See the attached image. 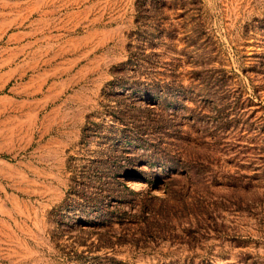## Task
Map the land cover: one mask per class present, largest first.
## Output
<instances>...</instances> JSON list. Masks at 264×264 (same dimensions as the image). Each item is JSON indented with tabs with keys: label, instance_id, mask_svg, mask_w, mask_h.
Instances as JSON below:
<instances>
[{
	"label": "rangeland",
	"instance_id": "1",
	"mask_svg": "<svg viewBox=\"0 0 264 264\" xmlns=\"http://www.w3.org/2000/svg\"><path fill=\"white\" fill-rule=\"evenodd\" d=\"M163 134L211 185L114 177ZM0 264H264V0H0Z\"/></svg>",
	"mask_w": 264,
	"mask_h": 264
},
{
	"label": "trees",
	"instance_id": "2",
	"mask_svg": "<svg viewBox=\"0 0 264 264\" xmlns=\"http://www.w3.org/2000/svg\"><path fill=\"white\" fill-rule=\"evenodd\" d=\"M200 27H203V24H199ZM175 37L174 36H166V38H161V41L157 43H153L152 41H148V46L151 48H154L156 46H164L166 48L169 47H174L176 44L174 43ZM203 45V44H202ZM181 51H185V48L181 49ZM158 62V60L154 61ZM149 64V63H148ZM150 64H154L153 62ZM156 74L158 75H166L165 72L161 71H156ZM170 79L169 81H161L160 79L157 80L158 84H161L162 86L165 87L167 83H172V84H178L182 85V79L180 78V73L170 74ZM155 97L162 98V94L159 95L156 91L152 93ZM164 103V102H163ZM162 136H167L166 134L163 135H155L154 138H150L149 140L151 141L152 145L150 146V152L143 154V157L141 158H136V161H133L130 166L123 168L121 167L120 169H117L115 171L114 177H127V176H133V175H143L145 174L144 170H138L135 166H141V165H147L148 168H152L153 166H157L158 168H163L166 173L164 174V178H168V185L167 187L173 188L175 186H180V182L183 181L184 177H188L191 181H197L200 184L207 186L206 184L212 183L213 177L215 175H212L210 171H208V167H205L204 165V160L206 156L204 154L200 153L199 151L195 152L192 151L190 152H183L180 150H174L171 147H169L168 144L164 143L162 141ZM156 141V143H154ZM178 178H177V177ZM171 177H176V178H171ZM163 177H159L161 179ZM123 190L121 191H126L129 194H131L132 197L131 199L128 200V203L130 204H136L138 201V193L137 191L130 189L126 183H122ZM181 191V190H180ZM124 192H122L121 196H124ZM168 192V189H167ZM181 200L179 204L184 208L188 209L187 205L188 203L186 202V195L182 194L181 192L179 193ZM184 195V196H183ZM172 200H175V198L171 197ZM173 207V206H172ZM123 214L120 213V215H113L112 213H107L105 215V221L104 224L106 227L110 230L114 229L115 224H119V227L122 231H125L127 234H131L132 240H135V247L139 246V244H142L140 247H146L145 243H141L139 238H136L133 236L135 233L131 232V225L136 223L137 221H134L133 219H130L128 217L122 216ZM144 223H146L145 228H148V217L144 218ZM122 225H125L122 227ZM130 232V233H129ZM109 240V239H107ZM105 246H108L110 244V241H104ZM117 242V241H115ZM140 242V243H139ZM119 243V242H118ZM117 244V243H115ZM144 244V245H143Z\"/></svg>",
	"mask_w": 264,
	"mask_h": 264
}]
</instances>
